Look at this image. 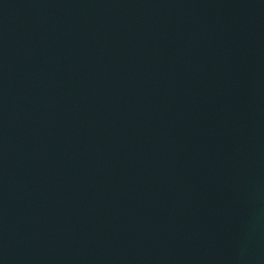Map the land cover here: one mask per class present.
<instances>
[{"label": "water", "instance_id": "water-1", "mask_svg": "<svg viewBox=\"0 0 264 264\" xmlns=\"http://www.w3.org/2000/svg\"><path fill=\"white\" fill-rule=\"evenodd\" d=\"M0 264H264V0H0Z\"/></svg>", "mask_w": 264, "mask_h": 264}]
</instances>
